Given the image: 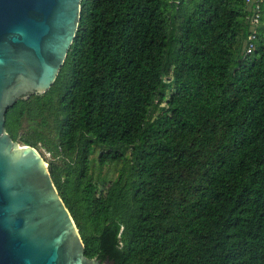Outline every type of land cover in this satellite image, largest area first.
I'll use <instances>...</instances> for the list:
<instances>
[{
  "label": "trees",
  "instance_id": "16d2710c",
  "mask_svg": "<svg viewBox=\"0 0 264 264\" xmlns=\"http://www.w3.org/2000/svg\"><path fill=\"white\" fill-rule=\"evenodd\" d=\"M51 89L6 114L49 169L88 258L264 264V7L82 0ZM255 34V49L247 54ZM120 166L98 191L90 174Z\"/></svg>",
  "mask_w": 264,
  "mask_h": 264
},
{
  "label": "water",
  "instance_id": "95a60500",
  "mask_svg": "<svg viewBox=\"0 0 264 264\" xmlns=\"http://www.w3.org/2000/svg\"><path fill=\"white\" fill-rule=\"evenodd\" d=\"M82 0H0V264H115L88 258L41 153L15 142L6 114L48 92L79 29Z\"/></svg>",
  "mask_w": 264,
  "mask_h": 264
},
{
  "label": "rangeland",
  "instance_id": "374dc122",
  "mask_svg": "<svg viewBox=\"0 0 264 264\" xmlns=\"http://www.w3.org/2000/svg\"><path fill=\"white\" fill-rule=\"evenodd\" d=\"M41 155L44 157L45 162L49 165V162L53 161V157L47 150L40 148L38 150ZM100 150L96 151L91 157V165H90V174L92 175L94 182L97 185V190L100 191L103 189V184L109 182L110 180H114L117 177V172L120 166L114 165H105L101 166L98 163Z\"/></svg>",
  "mask_w": 264,
  "mask_h": 264
},
{
  "label": "built area",
  "instance_id": "2783aa9c",
  "mask_svg": "<svg viewBox=\"0 0 264 264\" xmlns=\"http://www.w3.org/2000/svg\"><path fill=\"white\" fill-rule=\"evenodd\" d=\"M246 3L248 6L253 7L254 9V15L250 18V21L254 25H258L260 23L261 18V10L262 7H264V0H246ZM255 34H252V36L249 38L248 47H247V54H251L255 49Z\"/></svg>",
  "mask_w": 264,
  "mask_h": 264
}]
</instances>
